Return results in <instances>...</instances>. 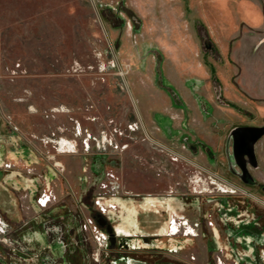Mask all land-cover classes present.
I'll list each match as a JSON object with an SVG mask.
<instances>
[{
	"label": "rangeland",
	"instance_id": "374dc122",
	"mask_svg": "<svg viewBox=\"0 0 264 264\" xmlns=\"http://www.w3.org/2000/svg\"><path fill=\"white\" fill-rule=\"evenodd\" d=\"M8 141L83 224L60 264H264V0H0Z\"/></svg>",
	"mask_w": 264,
	"mask_h": 264
},
{
	"label": "flooded vegetation",
	"instance_id": "af4514ba",
	"mask_svg": "<svg viewBox=\"0 0 264 264\" xmlns=\"http://www.w3.org/2000/svg\"><path fill=\"white\" fill-rule=\"evenodd\" d=\"M14 152H20V149L14 144L11 147ZM21 154V153H20ZM4 159L14 160L15 158L6 156ZM2 160L0 166H5L8 171L2 176L9 181V184L13 187L12 181H18L22 185L18 187H13L14 193L23 191L29 196V204L37 192V187L33 188L32 186L25 188L27 186L26 180L24 177L18 173L10 170L11 164L3 162ZM11 175H13L11 179ZM4 181V180H2ZM28 182V181H27ZM35 186V185H34ZM116 189L120 186V183L116 181ZM44 196L43 193L37 196L36 205L38 206L37 212L42 208L44 210L40 213H37L31 217H24V219L19 224H10L0 212V233L3 235V248L0 247V264H60V258H64L66 255L69 256L72 251L73 235L80 236L82 233L83 224H75V219L70 215H63L64 213L62 208L47 210L48 203L51 201V195L45 194L47 196L46 204L42 205L40 203V197ZM46 207V208H45ZM118 207V205H117ZM116 207V209H117ZM46 209V210H45ZM132 217L135 227L138 226L137 219L135 216ZM131 221V219H130ZM122 221L118 225L125 223V226H120L118 230L119 234L125 236H130V230L128 225L131 222ZM75 224V225H74ZM172 235H175L178 232L175 219L173 220ZM117 225V227H118ZM75 228V233L73 234L72 230ZM123 227V228H122ZM127 229V230H126ZM129 231V232H128ZM127 232L128 234H125ZM81 240V239H80ZM9 241V243H8ZM79 243V239L77 240ZM10 250V251H8ZM73 259L68 258L65 260V264H72Z\"/></svg>",
	"mask_w": 264,
	"mask_h": 264
},
{
	"label": "crops",
	"instance_id": "0c3cea01",
	"mask_svg": "<svg viewBox=\"0 0 264 264\" xmlns=\"http://www.w3.org/2000/svg\"><path fill=\"white\" fill-rule=\"evenodd\" d=\"M259 8V6H257ZM260 10V8H259ZM262 22V13L261 17L258 21L260 24ZM254 24V22H253ZM256 24V23H255ZM14 143L8 141L6 142H0V164L4 157L9 156L12 158H17L20 155V152H14L11 148ZM13 175H11V179ZM13 187H18L19 185H22L18 181H12ZM13 187L9 184V181L5 178L4 181H1L0 183V212L4 216V218L10 223V224H19L24 217H31L35 212L38 210V206L35 204L34 200H31V203L29 204V210L28 209H22L18 203V200L15 197V193L13 191ZM28 203V202H27Z\"/></svg>",
	"mask_w": 264,
	"mask_h": 264
},
{
	"label": "built area",
	"instance_id": "2783aa9c",
	"mask_svg": "<svg viewBox=\"0 0 264 264\" xmlns=\"http://www.w3.org/2000/svg\"><path fill=\"white\" fill-rule=\"evenodd\" d=\"M108 178L107 181L102 183V188L103 189H107L109 191H113L114 189H116V180H114L115 176L112 173H108ZM40 203L42 205L46 204L47 201V196H41L40 197ZM105 197L104 196H99V198L96 200V204L99 206L100 210L102 211H106L107 209H116L117 205L116 203H106L105 201ZM1 221V218H0ZM1 229V227H0Z\"/></svg>",
	"mask_w": 264,
	"mask_h": 264
},
{
	"label": "bare ground",
	"instance_id": "6f19581e",
	"mask_svg": "<svg viewBox=\"0 0 264 264\" xmlns=\"http://www.w3.org/2000/svg\"><path fill=\"white\" fill-rule=\"evenodd\" d=\"M125 234H128L127 232H124Z\"/></svg>",
	"mask_w": 264,
	"mask_h": 264
}]
</instances>
